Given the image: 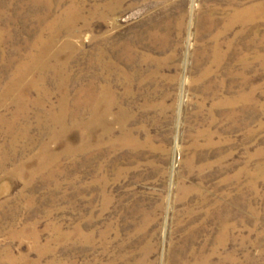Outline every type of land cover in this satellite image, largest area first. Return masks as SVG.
<instances>
[{
	"label": "rangeland",
	"instance_id": "rangeland-1",
	"mask_svg": "<svg viewBox=\"0 0 264 264\" xmlns=\"http://www.w3.org/2000/svg\"><path fill=\"white\" fill-rule=\"evenodd\" d=\"M0 117V264H264V0H0Z\"/></svg>",
	"mask_w": 264,
	"mask_h": 264
},
{
	"label": "bare ground",
	"instance_id": "bare-ground-1",
	"mask_svg": "<svg viewBox=\"0 0 264 264\" xmlns=\"http://www.w3.org/2000/svg\"><path fill=\"white\" fill-rule=\"evenodd\" d=\"M262 5L263 4H253V5H250V6L240 7V8L235 9L233 11V13L231 14L230 18H229V23H231V22H249V21L253 20L254 17H255L256 10L260 9L262 7ZM49 25H51V24H49ZM52 43H53V38H47V40H42L41 39L39 41H35L33 43L34 44L33 46L37 47V52L38 53L36 52L35 55L33 54L34 56H32V55L28 56V57H32V58L31 59H27V62L25 61L24 63L20 64L16 68V70L14 71L15 78L11 82H9V85L8 84L6 85L4 93H2L1 97H6V96L10 95L9 92L13 91V89L15 87H17V85H18V91L15 94H12L14 102L16 103V110H15V112L13 114V118H12L13 119V123L9 122L8 123V128H9V125L13 126L15 121L19 119L18 118L19 115H20L19 113H27L26 110H28V108H27L28 102H27V97H26L27 90L26 89L27 88L31 89L32 85H30V84L29 85L27 84V85H24V86L19 85L18 83H19L20 76H23L24 74L32 72L33 70H42L44 68H48L47 64H43L42 61L43 60H47L46 57H47V54H48V51H49L48 50V46L51 45ZM40 45L44 46L45 48L41 49ZM54 53L56 54V51ZM50 56L54 57L51 54H50ZM54 68L55 69L56 68L59 69L60 66H56V65L52 66V69H54ZM44 95H48V94L44 93ZM86 101H87V99H86ZM68 102H69V99H68V95H67V92H66V93H64L62 95V97H61V99L59 101V104H58V108H59L58 112H59V114H56V113H54L53 115L50 114L49 118L55 124L58 123L60 125L63 122V120L65 118L66 111H67L66 107H68V104H69ZM90 108H91V111L95 114V111H96V102L95 101H93L91 103ZM106 110H108V107L106 108ZM0 118H3V117H0ZM0 120H2V119H0ZM71 126H78L79 127L80 124L76 123L75 121H73V125H71ZM26 131H27V128L25 129V132ZM18 136H20V135H18ZM16 143H17V137L15 136L13 138V140L11 141V145L13 146ZM43 149H44V152H45V147ZM1 152H3V151L1 150ZM44 152H42L40 154L39 164H38L37 168H45L47 166L49 167L48 161L49 160H53L51 156H49V158L46 159ZM9 159H10V157L3 153V155L0 156V167L5 166V164L7 163V161ZM17 168L19 169L20 167H17Z\"/></svg>",
	"mask_w": 264,
	"mask_h": 264
}]
</instances>
